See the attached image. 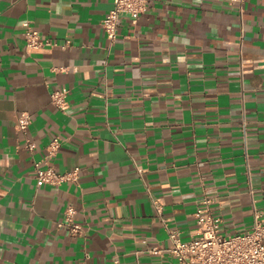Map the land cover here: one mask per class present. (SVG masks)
<instances>
[{
    "label": "crops",
    "instance_id": "0c3cea01",
    "mask_svg": "<svg viewBox=\"0 0 264 264\" xmlns=\"http://www.w3.org/2000/svg\"><path fill=\"white\" fill-rule=\"evenodd\" d=\"M113 6L0 0V264H181L149 248L169 228L191 239L205 196L225 234L264 213V0H149L115 42ZM29 22L58 46L28 47ZM58 136L53 164L78 175L39 187L34 161ZM69 205L79 235L59 226Z\"/></svg>",
    "mask_w": 264,
    "mask_h": 264
},
{
    "label": "built area",
    "instance_id": "2783aa9c",
    "mask_svg": "<svg viewBox=\"0 0 264 264\" xmlns=\"http://www.w3.org/2000/svg\"><path fill=\"white\" fill-rule=\"evenodd\" d=\"M233 3L244 4L246 0H231ZM149 0H114V6L103 19V27L107 37L115 42L119 36V27L124 15L132 18L133 24L148 11ZM25 38L30 48L40 49L46 46H58V43L42 36V34L29 22L25 30ZM69 89L67 87L56 89L52 94L54 104L62 111L67 112L69 104ZM33 123L32 115L23 112L18 121V131L26 137L25 149L34 152L37 144L29 137V129ZM62 146L61 137H55L49 144L47 154L34 161L37 184L61 185L70 178H76L79 172L60 173L53 159ZM214 199L205 196L195 212L198 229L191 239H184L178 229L169 228L171 244L168 247L158 246L149 248L153 254H168L178 259L181 264H264V213L257 210L255 221L251 229L233 234L222 231V218L214 213L212 205ZM159 212L161 205L156 201ZM78 210L74 205L66 209L65 218L59 226L67 228L74 235L83 232L82 224L77 221ZM106 264H121L115 260Z\"/></svg>",
    "mask_w": 264,
    "mask_h": 264
}]
</instances>
